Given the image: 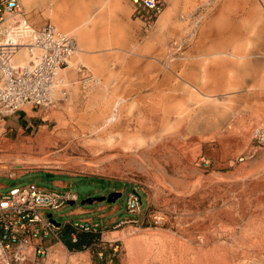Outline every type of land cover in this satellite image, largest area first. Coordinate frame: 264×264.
Listing matches in <instances>:
<instances>
[{"label":"rangeland","instance_id":"1","mask_svg":"<svg viewBox=\"0 0 264 264\" xmlns=\"http://www.w3.org/2000/svg\"><path fill=\"white\" fill-rule=\"evenodd\" d=\"M70 1L76 21L90 18L91 53L73 55L79 70H67V83L59 86L66 96L56 91L44 108L48 126L7 132L0 113V190L35 181L76 193L73 204L48 212L61 224L98 220L116 206L101 218L103 225L112 216H129L126 199L134 189L143 218L116 229L109 223L93 248L57 249L47 264H264V148L254 150L252 140L264 119V0H166L162 12L172 8L173 18L160 30L131 19L128 0L124 12L103 8L114 13L112 26L99 15L103 9L84 7L91 0ZM35 6L41 27L55 25L45 5ZM15 16L38 30L28 12ZM129 34L134 43L124 52L106 50L120 44H97L126 41ZM141 42L148 58L158 54V73H148L146 87L138 90L129 68L138 65L133 56ZM226 50L247 57L214 54ZM219 73L242 81L217 91L203 87L204 79L214 86L210 80ZM12 172L19 177L10 179ZM56 179L67 185L56 186ZM121 190L113 203L81 204ZM103 204L109 207L96 210ZM79 206L94 211L69 214ZM136 240L143 249L131 247Z\"/></svg>","mask_w":264,"mask_h":264},{"label":"built area","instance_id":"2","mask_svg":"<svg viewBox=\"0 0 264 264\" xmlns=\"http://www.w3.org/2000/svg\"><path fill=\"white\" fill-rule=\"evenodd\" d=\"M128 2L131 18L145 28L156 23L166 4V0ZM20 12L19 0H0V113L4 114L13 113L27 104L39 108L51 104L59 71L68 67L77 47L74 36L51 23L35 30L27 20H18L15 15ZM5 16L12 19L6 37L1 31ZM10 33L17 38H9ZM21 44L26 46L29 60L25 65H15L13 59ZM61 94L66 96L64 89ZM252 140L254 150L264 148V119L253 129ZM204 166H208V162H204ZM18 177L14 172L9 175L10 179ZM140 199L131 191L128 193L126 212L129 216L119 221L102 225L88 218H77L61 224L48 212L59 211L74 203L76 193L50 189L35 181L13 186L7 191L0 190V264H47L50 246L45 242L59 241L66 225L70 240L75 242L78 232L100 234L109 223L113 229L124 224H138L143 218ZM69 214L72 215V210ZM56 263L54 260L52 264ZM89 264L104 263L94 261Z\"/></svg>","mask_w":264,"mask_h":264},{"label":"crops","instance_id":"3","mask_svg":"<svg viewBox=\"0 0 264 264\" xmlns=\"http://www.w3.org/2000/svg\"><path fill=\"white\" fill-rule=\"evenodd\" d=\"M20 2L22 5L20 4ZM20 2H19L20 7H21L20 13L22 15H26V12H28V14H29L28 20L31 22V24L34 27H36L38 29L41 28V20H40V18L33 17V12L35 10H38L37 6H35L37 4H43L47 7L48 14L52 17V20H53V23L55 24V26L64 32H65L64 28L70 29V27L68 28V23L66 22V19L64 18V15H63L64 9L66 8V9L72 11L74 16H76V14H77L76 3H74L73 1H70V0H64L60 3L58 0H20ZM51 5H54V6L51 7ZM88 6H94L97 9L105 8L109 12L113 11V10H116L119 12H124L125 8L128 9L127 2H125L123 0H91L89 2L84 3V7H88ZM172 11H173L172 8L166 9L164 11V13L159 17L160 21H162V22L160 23L159 20L156 21V26L159 28V30H160V28L165 27L166 25H168V23L171 22V18H173V16H172L173 12ZM99 15H101V17L106 16V18L108 20V22L106 23L107 26L114 25V23L111 22V20L114 19V13L111 16H109L108 13L103 9V12L99 13ZM125 18H127V16ZM130 18H131V16H130ZM131 19H130V21H131ZM82 20H84V25H82V27L86 32L85 33L86 37L83 38L84 40H82L80 42V44H78V41L75 38L76 42H77V49H76L75 54H76V57L79 59L82 58V55H84V54L86 55L87 53H91L89 51V48H91V46L94 43V39H93L94 29L88 27V24L90 23V18L85 17ZM82 20L80 22H83ZM158 22H159V24H158ZM11 24H12V19L8 18L5 25L9 26ZM135 25H136V23H135ZM127 38L128 39L126 41H123V40L116 41L114 38L113 39H107L105 42L98 41L97 44L100 46H110V45L115 46L116 44H120L121 47H117V48L112 47V48H109L106 50L120 49V50H122L121 52H124L123 51L124 48L129 47L131 44L134 43L133 39L135 38V36H132L129 34V36ZM146 46H147L146 42L139 43V45H138L139 53L138 54L134 53L135 55L133 56V58L138 59V62H136L138 65L135 67L129 68L131 70L130 73L133 74L134 76H136L135 80H133L132 82L135 84L136 89H138V90L143 88V87H146V84H147L146 76L148 73L149 74L158 73V54H155L154 58H152V57L148 58L146 54L142 53V51H145ZM79 49L81 50V52H79ZM232 50H233V45L231 46V51ZM231 51H227V50L225 52L216 51V52H214V54L226 53V55L231 57L232 60H237V59L244 60L247 57V55H244V54H232ZM107 54H110V53H107ZM21 55H22V57H21ZM88 59H89V62H91V60L93 62L96 61V57H89ZM28 60H29L28 54H15L14 59H13V61L16 63H20V62L25 63V62H28ZM151 68H154V70H152ZM67 70H75L72 62L68 65L67 68L60 71V73H59L60 76H58L56 88L54 89V91L51 94L52 98H55L54 94L56 93L57 90L60 89L59 86L64 84V83H67V80H68L67 79L68 78L67 77L68 76ZM215 74H217V73H215ZM219 74H222V73H219ZM222 75H223L222 77L212 78V80H210V81L214 82L215 87L212 85L206 84L205 79H204L203 87H209L213 91H217V90H220L221 88L225 89L231 83H237V82L242 81V80L241 81L236 80L233 74H232L231 78H227L230 75H227V76L225 74H222ZM217 86H223V87L216 88ZM47 114H48V110H44V108H39L37 106L27 104V105L21 107L20 109H18L17 111H15L13 113L6 114L5 118L3 120V123H4V126L6 127L7 132H16V133H20V134H23V133L30 134L36 130L39 131L41 128H44V127L49 125V122L51 119L48 118ZM54 184L60 188H64L67 185L66 182H64L60 179H56L54 181ZM1 186H4V185L0 184V187ZM106 207H109V206L106 204H103V205L97 206L96 210H102ZM115 207L116 206L111 207L110 210L106 213H101L100 216L98 217L99 218L98 220H96L95 218L90 217V216L82 217V219L88 218V219H91L93 221L101 222V218L106 217L108 215H112L114 213V211L116 210ZM75 210H80V213H85V212H89V211L93 212L94 211L91 208L88 209V208H84L82 206H79L78 209L74 208L72 210V212H74ZM112 221H117L115 216H112L105 223L112 222ZM95 234H97V233H95ZM67 236H68V234H67ZM68 238H69V236H68ZM69 240H70V238H69ZM45 244L50 246V255L54 254L56 252V250L60 249V248H64L67 252H81V251L69 250L65 246L63 239H62V231L60 234V240L59 241H54V240L47 241V242H45Z\"/></svg>","mask_w":264,"mask_h":264},{"label":"bare ground","instance_id":"4","mask_svg":"<svg viewBox=\"0 0 264 264\" xmlns=\"http://www.w3.org/2000/svg\"><path fill=\"white\" fill-rule=\"evenodd\" d=\"M168 1V0H167ZM19 2H20V0H19ZM105 3V2H104ZM163 13V12H162ZM162 13H161V15H162ZM63 15H64V18L66 19V22L68 23V28L70 27V29H66V28H64V30H65V33L66 34H70V35H72V36H74L76 39H77V41H78V44H80V42L82 41V40H84L83 38L84 37H86L85 35V30L83 29V27H82V25H84V20H82L83 22H80V21H76V16H74L73 15V12L72 11H70V10H68V9H64V13H63ZM160 15V16H161ZM159 16V17H160ZM8 18H10V16H5V21H4V25H2L1 26V31H2V34L4 35V37H6L8 34L6 33L7 31H8V29H9V27L10 26H5V24H6V21L8 20ZM11 19V18H10ZM157 20H159L160 21V19H157ZM89 21V20H88ZM162 21H160V23H161ZM164 22V21H163ZM168 23V22H167ZM158 24H159V22H158ZM164 24V23H163ZM166 25V24H165ZM55 26V25H54ZM56 27V26H55ZM57 28V27H56ZM59 29V28H58ZM64 32V31H63ZM11 34V33H10ZM9 34V35H10ZM9 38H12L13 40H15V38H17V37H15V35H13V34H11V36H9ZM23 39V38H22ZM4 41V40H3ZM21 41V40H20ZM21 43H24V42H21ZM26 46L24 45V44H21V46H19L18 47V49H17V51H16V53L15 54H27V52H26V48H25ZM76 49H77V47H76ZM28 51V50H27ZM79 52H81V50L79 49ZM76 53V50H75V52H74V54ZM224 54H226V53H224ZM21 57H22V55H21ZM79 57V56H78ZM72 58H73V56H72ZM72 58H71V60H72ZM71 60L69 61V64L71 63ZM21 63V62H20ZM27 64V63H26ZM68 64V65H69ZM77 68H78V66H77ZM75 69V70H79V69ZM63 70V69H62ZM59 73H60V71H59ZM58 76H60V74H58ZM87 81H89V80H87ZM91 81V80H90ZM89 81V82H90ZM56 84H57V82L55 83V85H54V88H53V90H52V92L54 91V89L56 88ZM58 91V90H57ZM59 91H62V88L61 89H59ZM52 94V93H51ZM260 122V121H259ZM29 161V160H28ZM27 161V162H28ZM36 161H38V160H36ZM31 162V161H30ZM34 162V161H33ZM39 163H47V160H39ZM128 245H130V244H128ZM131 247H135V248H137V247H139V248H144V244H143V242L141 241V240H139V241H134L132 244H131ZM63 264V263H62Z\"/></svg>","mask_w":264,"mask_h":264},{"label":"trees","instance_id":"5","mask_svg":"<svg viewBox=\"0 0 264 264\" xmlns=\"http://www.w3.org/2000/svg\"><path fill=\"white\" fill-rule=\"evenodd\" d=\"M68 230L67 225L62 228V239L69 250L84 251L93 248L98 242L99 233L95 234L91 232H78L76 241L72 242L67 236Z\"/></svg>","mask_w":264,"mask_h":264},{"label":"water","instance_id":"6","mask_svg":"<svg viewBox=\"0 0 264 264\" xmlns=\"http://www.w3.org/2000/svg\"><path fill=\"white\" fill-rule=\"evenodd\" d=\"M131 192L134 193L135 195H137L139 197V199L141 198V195L137 191H135L134 189H132ZM120 196H121V192L112 191V192L108 193L106 196H101L98 198H87L85 200H82L81 204L82 205L92 204V203L97 202V201H101V202L107 201L108 203H113ZM140 202H141V199H140ZM70 204H73V202H71Z\"/></svg>","mask_w":264,"mask_h":264}]
</instances>
